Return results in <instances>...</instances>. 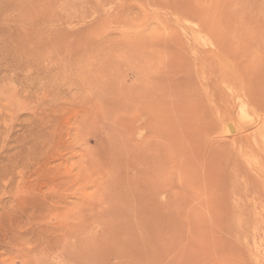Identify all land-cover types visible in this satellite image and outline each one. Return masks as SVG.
Here are the masks:
<instances>
[{"label":"rangeland","instance_id":"1","mask_svg":"<svg viewBox=\"0 0 264 264\" xmlns=\"http://www.w3.org/2000/svg\"><path fill=\"white\" fill-rule=\"evenodd\" d=\"M0 264H264V0H0Z\"/></svg>","mask_w":264,"mask_h":264}]
</instances>
